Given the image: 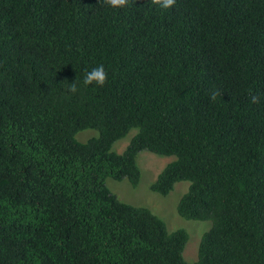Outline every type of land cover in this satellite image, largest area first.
Returning <instances> with one entry per match:
<instances>
[{"label": "trees", "instance_id": "trees-1", "mask_svg": "<svg viewBox=\"0 0 264 264\" xmlns=\"http://www.w3.org/2000/svg\"><path fill=\"white\" fill-rule=\"evenodd\" d=\"M147 2L0 0V264H264V0ZM142 151L176 157L151 191L190 182L178 213L212 221L194 262L107 186L138 187Z\"/></svg>", "mask_w": 264, "mask_h": 264}, {"label": "rangeland", "instance_id": "rangeland-1", "mask_svg": "<svg viewBox=\"0 0 264 264\" xmlns=\"http://www.w3.org/2000/svg\"><path fill=\"white\" fill-rule=\"evenodd\" d=\"M136 132L135 129L125 138L117 141L113 149L118 153H122ZM98 135L97 130L86 129L80 131L76 138L81 142H86ZM175 159V156H160L149 151H142L138 155V164L142 170L141 182L138 187H133L128 179L116 181L112 178L107 179V186L121 201L151 209L164 219L170 231L185 229L190 234V240L184 251V256L187 261L194 262L198 259V248L202 236L212 227V221L188 220L178 213L179 201L188 191L190 182H178L174 190L167 196L157 194L151 191L150 188L164 167Z\"/></svg>", "mask_w": 264, "mask_h": 264}, {"label": "clouds", "instance_id": "clouds-1", "mask_svg": "<svg viewBox=\"0 0 264 264\" xmlns=\"http://www.w3.org/2000/svg\"><path fill=\"white\" fill-rule=\"evenodd\" d=\"M102 4H106L113 8L124 7L128 0H101ZM175 3V0H148L147 4L150 8L160 11L170 9ZM107 72L103 64H96L86 69L82 77L77 78L71 82L66 83L65 91L68 94H77L88 87H100L106 83ZM212 98H215L213 93Z\"/></svg>", "mask_w": 264, "mask_h": 264}]
</instances>
